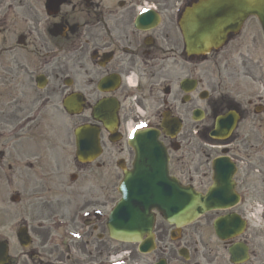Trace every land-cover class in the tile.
I'll return each mask as SVG.
<instances>
[{"label": "flooded vegetation", "instance_id": "obj_1", "mask_svg": "<svg viewBox=\"0 0 264 264\" xmlns=\"http://www.w3.org/2000/svg\"><path fill=\"white\" fill-rule=\"evenodd\" d=\"M186 7L188 0H0L7 124L42 100L64 116L73 99L79 112L56 127L28 126L33 144L0 124V264H111L124 255L122 264H264V94L206 71L202 90L188 94L193 61L178 28ZM18 97L33 99L23 106ZM140 124L158 132L169 176L202 194L217 187L226 199L179 232L156 216L155 250L146 256L106 229L135 157L127 132ZM173 124L178 132L167 134ZM82 128L95 144L86 163L75 157L74 132ZM8 189L25 193L19 210L2 208ZM235 217L246 221L241 234L214 236L216 219L229 230Z\"/></svg>", "mask_w": 264, "mask_h": 264}, {"label": "water", "instance_id": "obj_2", "mask_svg": "<svg viewBox=\"0 0 264 264\" xmlns=\"http://www.w3.org/2000/svg\"><path fill=\"white\" fill-rule=\"evenodd\" d=\"M208 4H205L202 8L195 9L192 14L188 16V29L190 30V46L188 50L193 53L206 52L211 46L215 45L218 38L223 33L240 23L241 20L249 15L255 14L264 30V0H209ZM152 151L151 145H143L141 150V156H147ZM159 169V162L156 169ZM160 170V169H159ZM147 178V177H146ZM165 184V182L163 183ZM175 187V185L172 183ZM181 193L187 194V198H184V194L174 198L176 204L173 212H169V206L165 202H169L159 193H141V202L146 201L161 210L169 222H175L180 224L187 222L188 218H193L196 212L201 211L204 205V198L194 194L188 190H180ZM155 194V195H154ZM162 204V205H159ZM147 207V206H146ZM149 207L148 209H151ZM147 208L144 209L143 214L147 216ZM142 222V223H141ZM115 230L113 236L115 237H129L134 238V234H126L127 232H134L136 230H142L147 228L149 231V225L141 221L134 220L132 224L127 226H118L115 223L112 224Z\"/></svg>", "mask_w": 264, "mask_h": 264}, {"label": "rangeland", "instance_id": "obj_3", "mask_svg": "<svg viewBox=\"0 0 264 264\" xmlns=\"http://www.w3.org/2000/svg\"><path fill=\"white\" fill-rule=\"evenodd\" d=\"M250 24L257 25L255 19H251L247 25ZM240 52H243L246 57H252L256 61H259V70H257V74L262 73L264 75V42L262 38H260V44L258 45V49L256 51H251V53H247L246 49H240ZM240 63L241 59L237 58V64L240 65ZM240 71L247 73L245 69H240ZM227 72H233V69L229 66ZM72 202H75V200L72 199Z\"/></svg>", "mask_w": 264, "mask_h": 264}]
</instances>
